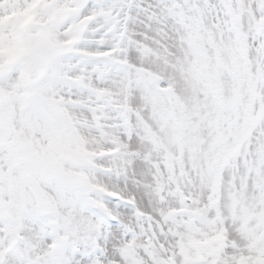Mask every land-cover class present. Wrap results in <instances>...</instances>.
I'll return each mask as SVG.
<instances>
[{
	"label": "snow or ice",
	"instance_id": "snow-or-ice-1",
	"mask_svg": "<svg viewBox=\"0 0 264 264\" xmlns=\"http://www.w3.org/2000/svg\"><path fill=\"white\" fill-rule=\"evenodd\" d=\"M0 264H264V0H0Z\"/></svg>",
	"mask_w": 264,
	"mask_h": 264
}]
</instances>
